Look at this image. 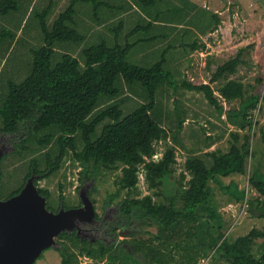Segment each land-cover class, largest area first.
Listing matches in <instances>:
<instances>
[{"label": "trees", "instance_id": "1", "mask_svg": "<svg viewBox=\"0 0 264 264\" xmlns=\"http://www.w3.org/2000/svg\"><path fill=\"white\" fill-rule=\"evenodd\" d=\"M60 1L0 0V16L6 21L0 26L3 50L12 49L16 41L29 45L24 36L30 35L33 25L30 19L24 24L23 19L29 10L39 19L42 40L26 48L30 61L23 79L17 81L12 75L0 78V139L7 137L15 144V149L0 159V198L18 193L35 172V182L47 196L48 208L56 211L62 203L65 207L71 203L62 197L55 206L51 191L39 186V179L60 171L68 157L82 166L81 182L93 184L102 174L120 169L116 188L103 202L105 209L114 204V243H93L76 230L62 231L56 245L62 264H81L80 255L92 257L93 264L104 258L105 264H161L166 262L165 254L175 249L182 250L179 264H199L208 254L228 264H264V226L253 227L236 238L226 234L210 184L215 181L224 193L248 203L252 215L264 218V172L259 164L249 175L256 196L248 197V188L240 189L236 181L224 184L222 180L245 174L248 158L255 155L252 114L264 99V72L257 78L263 86L261 93L251 91L254 86L243 79L232 77L246 63L247 46L240 47L212 73L210 81H219L217 89L210 82L193 83L186 78L180 84L178 72L170 66L169 51L178 44L186 53L188 47L204 48L205 42L198 37L187 41L195 34L189 25L198 20V27L206 33L217 28L219 15L192 16L191 9L197 5L190 0H67L56 13ZM16 13H21V19H10ZM133 13L138 17L129 19ZM125 24L131 27L123 33ZM19 29L24 34L21 40L16 35ZM151 46L157 57H133L135 50ZM79 47V55H75ZM163 84L172 86L175 93L180 86L203 92L236 128L230 130L227 150L216 148L189 155L184 163L187 173H181L176 191L165 200H156L151 193L136 194L139 173L143 169L149 189L161 194L159 188L175 170L176 147L169 145L156 159L155 142L169 137L178 141L184 122L180 110L176 112L178 127L172 131L166 127L157 100ZM219 97L227 103L239 100V105L225 109ZM129 98L141 100L127 111ZM8 156L23 161L20 169L24 172L21 179L20 171L12 175L17 187L11 190L2 167ZM90 189L92 196L94 188ZM146 224L155 225L157 231L131 240L118 237L119 228L139 226L144 230L142 225ZM200 229L203 233L198 235ZM140 231L136 228L135 233ZM259 238L263 240L258 242Z\"/></svg>", "mask_w": 264, "mask_h": 264}, {"label": "rangeland", "instance_id": "2", "mask_svg": "<svg viewBox=\"0 0 264 264\" xmlns=\"http://www.w3.org/2000/svg\"><path fill=\"white\" fill-rule=\"evenodd\" d=\"M48 0H43L46 3ZM195 5V8L191 9L192 16L202 17V13L205 16L210 17L213 13L220 16L221 21L215 30L202 32L198 27L199 21L196 20L195 24L189 25V28L195 33L189 35L187 41H191L193 38L199 39V41L205 42L204 48H198L195 50L188 49V53L184 52L183 46L178 44L176 48L169 51L170 66L176 71V78L181 84V79L186 78L193 83H211V85L217 89L219 81H210L212 73L216 70L219 64L235 55L240 47L247 46L248 51L245 52L246 63L242 64L238 72L232 74V77L243 79L246 83L252 84L250 90L253 92H262L263 86L257 81L264 72V0H190ZM67 0H62L56 6L55 12L57 13L65 7ZM43 3V4H44ZM42 4V5H43ZM40 6L39 10H42L43 6ZM45 5V4H44ZM26 9V8H23ZM22 9V10H23ZM82 16V15H81ZM21 13H16L10 17V19H21ZM24 24L28 19L32 23L33 27L30 29V35H25L29 45L39 44L42 42L40 37L39 19L35 13L28 11L27 16L23 15ZM138 13H133L129 16V19H136ZM6 21L0 16V26ZM133 25V24H131ZM130 25L125 24L123 33L126 32ZM131 27V26H130ZM129 27V28H130ZM105 31H109L107 28ZM17 39L21 40L24 35L21 29L17 30ZM90 38V37H89ZM92 39V37H91ZM86 43V42H85ZM159 44V43H158ZM164 44V42H163ZM26 45V44H25ZM23 46L16 41L11 51L3 50V46L0 45V78L5 79L9 76H13L17 81L23 79L29 67L30 53L27 52L28 46ZM155 44L154 46H156ZM143 47L137 49L133 53V57L141 59L145 55L151 56V60L158 56V53L153 52V47ZM27 48V49H26ZM77 48L73 53L79 55ZM156 49V48H155ZM129 93L128 91H126ZM126 93V94H127ZM219 95V92L216 91ZM137 97V96H135ZM220 98V102L224 104L225 109L230 107H238L239 100H235L231 103H227L223 98ZM126 102L127 111L132 109L139 98H129ZM157 100L159 111L162 119L166 122L168 129L175 130L178 127L179 117L176 112H181V116L184 118V122L181 126V132L178 135V141L169 137L167 140H159L155 142L156 159L160 158L169 145L176 147L177 162L175 163V170L169 177L167 183L159 188L161 194L156 195L154 190L149 189L145 180V174L143 169L139 173V195H145L151 193L156 200H165V196L170 193H174L179 186L181 179V173H187L185 169V161L191 154H203L205 151L219 148L221 150H227L230 146V130L235 129L236 126L232 125L227 120V114L219 113L218 108L215 105L209 103L204 93L197 90H192L186 87L180 86L175 93L172 86L163 84L158 93ZM253 120L255 121L254 129L252 131V145L255 151V155L248 158L247 172L245 174H233L227 177H223L224 184H228L231 181H236L238 187L248 188V197L258 195V192L250 185L249 175L251 174L254 165L259 164L260 169L264 172V99L261 100L258 108L253 111ZM174 122V125H172ZM1 125V120H0ZM171 127V128H170ZM172 131V130H171ZM9 150L15 149L13 139L8 138L7 144ZM23 161L16 159L14 156H8L2 162L4 170V178L8 184L9 190L17 187L15 183L16 176L20 171V179L23 177L24 172L21 171ZM81 165L78 162H73L71 157H68L63 167L57 173L47 178L39 179V186L48 187L52 194L53 204L58 205L61 198L64 197L70 203L77 202L79 200V192L83 186L94 188L92 197L96 198V206L98 212L103 214V202L107 193L116 188L115 179L120 174V169L108 171L98 178V180L91 184V182L83 183L79 179ZM189 177V175H188ZM14 179V180H10ZM185 181V180H184ZM63 184V187H61ZM211 186L214 189V202L223 215V229L230 237L236 238L239 235H243L249 232L253 227L264 226V218H259L251 214L248 209V203L245 201H236L229 193H224L222 188L210 181ZM166 187L168 191H166ZM125 193V191H123ZM201 220L204 222V228L207 227V219L204 217ZM140 228L135 226L139 233H135V230L128 232L127 235H120V239L131 240L133 237H148L152 232L157 231L155 225H142ZM150 231V232H149ZM203 230L200 229L198 235L202 234ZM205 237L202 240L205 241ZM263 239L259 238L258 242ZM206 242H209L207 240ZM209 252H212L210 248H206ZM181 249H175L173 253L167 252L166 262L161 264H179L181 259ZM139 259L144 260L142 255H138ZM61 254L56 246H51L43 250L42 254L35 260L33 264H62ZM79 259L81 264H93L92 257L86 255H80ZM106 258L97 261V264H105ZM199 264H228L227 262L214 259L211 254L201 258Z\"/></svg>", "mask_w": 264, "mask_h": 264}, {"label": "water", "instance_id": "3", "mask_svg": "<svg viewBox=\"0 0 264 264\" xmlns=\"http://www.w3.org/2000/svg\"><path fill=\"white\" fill-rule=\"evenodd\" d=\"M6 151L0 145V159ZM37 177L33 172L18 193L0 198V264H33L44 249L57 245L62 231L77 227L80 232V222L96 220L89 187L80 189L81 206L54 211L39 191Z\"/></svg>", "mask_w": 264, "mask_h": 264}, {"label": "flooded vegetation", "instance_id": "4", "mask_svg": "<svg viewBox=\"0 0 264 264\" xmlns=\"http://www.w3.org/2000/svg\"><path fill=\"white\" fill-rule=\"evenodd\" d=\"M0 139V145L5 146L7 151L8 146L7 144V137ZM82 167V166H81ZM82 169V168H81ZM81 171V170H80ZM80 176V175H79ZM83 183H88V182H83ZM83 187V185H82ZM79 200L77 202H72L71 206L65 207L64 204L62 203L59 207V209L63 206L65 208H70V207H79L83 204L80 192H79ZM92 197V196H91ZM93 199V198H92ZM94 201V200H93ZM96 201L95 203V208H96V220L93 223H82L80 222V232L78 231L77 227H74L72 230H76V232L81 236L83 239H88L90 242L97 243L100 241H106L109 242L110 240L113 241L114 243V204L111 205L108 209L104 208L103 205V214H100L98 212L97 206H96ZM58 209V210H59ZM56 210V211H58ZM69 230V231H72ZM135 230V227H122L118 229V232L120 235H127L128 232H132ZM58 241V237H57Z\"/></svg>", "mask_w": 264, "mask_h": 264}]
</instances>
